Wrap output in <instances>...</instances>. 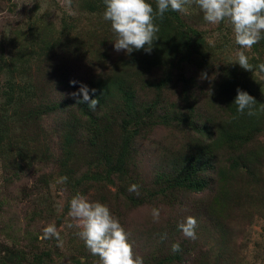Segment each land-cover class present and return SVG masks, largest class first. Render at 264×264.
Wrapping results in <instances>:
<instances>
[{
  "label": "trees",
  "instance_id": "1",
  "mask_svg": "<svg viewBox=\"0 0 264 264\" xmlns=\"http://www.w3.org/2000/svg\"><path fill=\"white\" fill-rule=\"evenodd\" d=\"M149 2L155 7L156 0ZM70 4L75 14L65 11L57 21L34 9L14 29L15 56L0 44L2 185L39 172L36 187L48 191L59 222L57 197L67 196L64 210L77 194L107 204L144 264H245L253 224L264 218V82L223 58L224 44L197 25L200 9L191 18L171 10L157 17L151 52L129 55L114 48L104 0ZM77 14L87 17L84 24ZM251 51L249 62L258 68L264 38ZM6 69L10 76L1 83ZM82 85L100 99L96 111L77 103L82 93L71 95ZM238 89L255 97L256 115L237 112ZM132 184L139 195L128 191ZM188 216L197 219L196 239L178 229ZM75 229L77 256L70 257L100 264ZM42 233L41 227L28 233L27 245L0 240V264H53L61 247ZM177 242L181 250L173 253ZM253 244L255 257L264 259V234Z\"/></svg>",
  "mask_w": 264,
  "mask_h": 264
},
{
  "label": "clouds",
  "instance_id": "2",
  "mask_svg": "<svg viewBox=\"0 0 264 264\" xmlns=\"http://www.w3.org/2000/svg\"><path fill=\"white\" fill-rule=\"evenodd\" d=\"M105 11L103 18L110 21L111 29L116 35L114 48L117 52L125 51L131 54L134 50L141 49L151 52L154 42L159 39V25L157 17L161 20L164 14L173 12L186 13L188 6L195 4L203 13V18L209 24L217 25L221 22H229L233 27L235 43L241 49L250 50L260 42L264 36V0H156L155 7L149 0H104ZM233 63L248 71H254V66L249 62V57L244 51L238 54ZM258 70L264 72V63L258 66ZM75 84L76 81H71ZM89 87L82 85L79 92L72 96L83 94V98L77 103H88L91 111H96L100 99L91 98ZM92 93L96 89H91ZM255 97L248 92L239 90L234 100L237 112L241 115L247 110V115L254 116L256 112ZM260 111H264L261 105ZM60 183H66L67 177H61ZM129 192L140 194V186L132 184ZM69 216L75 222V227L80 229L77 235L84 240L86 247L92 255L98 256L100 264H144L143 257L136 254L129 239V232L121 224L110 207L100 201H91L82 194L72 197L69 206ZM154 223H159L161 210L154 207L151 211ZM197 219L188 216L186 220L178 224V229L187 238L196 239ZM55 238L59 247H63V239L60 230L55 224H49L43 229L41 239ZM167 234L161 236L165 240ZM181 250L180 244L174 243L173 253Z\"/></svg>",
  "mask_w": 264,
  "mask_h": 264
},
{
  "label": "rangeland",
  "instance_id": "3",
  "mask_svg": "<svg viewBox=\"0 0 264 264\" xmlns=\"http://www.w3.org/2000/svg\"><path fill=\"white\" fill-rule=\"evenodd\" d=\"M34 9H37L36 13L38 15H49L56 21L59 20L65 11L74 12L75 14L74 6L70 4V0L3 1L0 4V44L5 54L9 57L16 55H14L16 52L14 45L10 43L11 39L15 36L14 29L22 26L24 21L34 12ZM198 9V6H188V11L185 14L191 18L192 13H199ZM77 18H79L80 24H84L87 19V17L78 14ZM197 25L210 34L212 42L224 44L223 50L221 51L223 58L226 60L235 61L241 51H244L249 59L251 58L252 49H240L235 43L233 27L229 22L226 21L223 26L221 24L213 25L206 22L203 18L198 21ZM254 71L256 76H259L260 81L264 82V72L259 71L257 67H254ZM14 75L17 77V82L23 80L19 72ZM9 76L10 72L6 69V71L1 73V83H5ZM12 112L13 110H10L9 114H12ZM0 164V240L7 243L22 240L24 244H28L33 239L32 235H30V240L26 239L25 236L28 233H33L37 227L44 229L49 224H55L60 230L63 247H61L59 253H54V258L50 262H53V264H78L75 262L74 257L72 258L73 253H75L74 256H77V252H75L70 239L71 230L73 228L77 230L78 228L74 226L75 222L68 214L69 209H63L67 196L65 198L57 197V201L59 202L58 214L62 213V218L59 222L55 218V213L50 211L47 201L48 191L45 192L43 189L36 187L39 172L28 170L27 174L23 175L20 179H16L8 187H4L2 185L4 183V169L2 168V163ZM253 226L252 241L247 250V261L245 264H264L262 255L255 257L253 244L256 239L262 240V234H264V218L257 219ZM70 252H72L71 257L69 255Z\"/></svg>",
  "mask_w": 264,
  "mask_h": 264
}]
</instances>
